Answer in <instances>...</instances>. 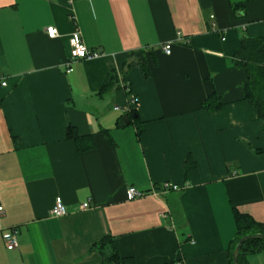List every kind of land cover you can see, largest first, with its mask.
I'll return each instance as SVG.
<instances>
[{
    "label": "crops",
    "instance_id": "0c3cea01",
    "mask_svg": "<svg viewBox=\"0 0 264 264\" xmlns=\"http://www.w3.org/2000/svg\"><path fill=\"white\" fill-rule=\"evenodd\" d=\"M75 29L100 55L66 73ZM242 35L264 36V0H0V226L18 230L13 250L0 232V264H113L92 249L103 237L133 264H229L233 209L264 225V119L230 63ZM136 52L146 78L124 68ZM211 94L219 110L201 108ZM68 127L94 147L79 152ZM163 182L181 189L126 200Z\"/></svg>",
    "mask_w": 264,
    "mask_h": 264
},
{
    "label": "trees",
    "instance_id": "16d2710c",
    "mask_svg": "<svg viewBox=\"0 0 264 264\" xmlns=\"http://www.w3.org/2000/svg\"><path fill=\"white\" fill-rule=\"evenodd\" d=\"M241 9L242 7L239 5L232 6L234 13H238ZM128 57L130 58L124 64L126 70L131 67H137L144 78L149 76L150 69L142 52L130 53ZM230 63L244 72V101L254 107L259 118L264 119V36L247 37L242 35L240 37L239 48L233 55ZM115 84H117L116 75L112 71L103 83L100 93L109 90ZM221 107L222 102L216 94L209 95L201 104V108L208 111H216ZM124 117L126 124H133L136 127V135H139L142 128L137 119L136 112L129 111ZM101 133L109 143L112 142L108 136V131L103 130ZM66 136L68 139L74 141L79 152L94 147L92 136H81L73 127L66 129ZM232 214L235 224V234L228 249L229 264H232V251L240 238L255 234L264 235L263 224L255 222L247 215L240 214L236 209H233ZM92 249H96L100 253L104 263L133 264V261L120 257L111 237H103L92 246ZM263 249L264 240L262 239L245 241L240 248L237 263L247 264L245 260L247 255L260 252Z\"/></svg>",
    "mask_w": 264,
    "mask_h": 264
},
{
    "label": "built area",
    "instance_id": "2783aa9c",
    "mask_svg": "<svg viewBox=\"0 0 264 264\" xmlns=\"http://www.w3.org/2000/svg\"><path fill=\"white\" fill-rule=\"evenodd\" d=\"M45 33L48 38L53 39L58 36L57 29L54 27H47L45 29ZM180 34L177 33V40H179ZM69 45L72 51L71 57L66 62V69L65 72L69 73L71 71V64L75 60H92L97 58L100 54L96 51H92L88 49L84 43L82 42L80 32L75 29L70 37H69ZM172 43L167 42L163 45L162 50L163 52L168 55L170 53ZM0 86H5V82H0ZM130 104H135V101L133 99L130 100ZM114 110H123V112H128L125 108H120L117 106H114ZM181 187H179L176 184H173L171 182H163L159 185L157 189L151 188L149 190H139L135 187L128 186L126 188V200L130 201L133 199L143 198L146 196H158L165 194L167 192H176L179 191ZM81 209H87L88 203H83L80 206ZM3 207L0 206V219L2 216ZM67 214V209L61 200L60 197H56L53 202V206L50 209V216L52 217H61ZM0 232H2V238L5 244V247L7 250H13L17 248L18 246V230L16 228L9 229L7 231H4L1 229L0 226ZM176 264H183L182 262H178Z\"/></svg>",
    "mask_w": 264,
    "mask_h": 264
},
{
    "label": "water",
    "instance_id": "95a60500",
    "mask_svg": "<svg viewBox=\"0 0 264 264\" xmlns=\"http://www.w3.org/2000/svg\"><path fill=\"white\" fill-rule=\"evenodd\" d=\"M253 239L264 240V235L255 234V235H248V236H244V237L240 238L239 241L237 242V244L235 245L233 251H232V264H238L237 259H238V256L240 253V248H241L242 244L245 241L253 240Z\"/></svg>",
    "mask_w": 264,
    "mask_h": 264
}]
</instances>
